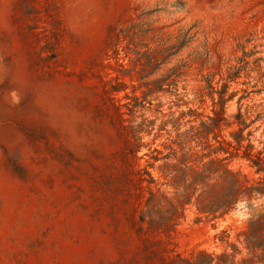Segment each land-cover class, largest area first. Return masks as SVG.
I'll return each instance as SVG.
<instances>
[{
  "label": "rangeland",
  "instance_id": "374dc122",
  "mask_svg": "<svg viewBox=\"0 0 264 264\" xmlns=\"http://www.w3.org/2000/svg\"><path fill=\"white\" fill-rule=\"evenodd\" d=\"M246 145L264 0H0V264H264Z\"/></svg>",
  "mask_w": 264,
  "mask_h": 264
},
{
  "label": "trees",
  "instance_id": "16d2710c",
  "mask_svg": "<svg viewBox=\"0 0 264 264\" xmlns=\"http://www.w3.org/2000/svg\"><path fill=\"white\" fill-rule=\"evenodd\" d=\"M220 99H222V95L220 96ZM215 112V111H214ZM216 114V112H215ZM211 122H215V116H209ZM205 125V123H203ZM231 136H233L234 140L236 141V144H234L231 140L221 137L217 138L216 141L218 142V146H215L213 144H208V146H211L214 151H217L218 149L224 148V145H227L228 147H232L233 149H238L241 146V139L242 134L241 132H238L237 130H233L230 132ZM249 147H251V144H248ZM247 145L245 146L246 148V154L247 156L253 161V164L256 165V171H263L264 170V157L259 155V152H250L247 150L248 147ZM230 154H233L232 151H230Z\"/></svg>",
  "mask_w": 264,
  "mask_h": 264
}]
</instances>
